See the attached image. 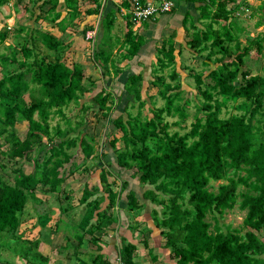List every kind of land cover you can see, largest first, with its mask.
<instances>
[{
  "label": "trees",
  "instance_id": "16d2710c",
  "mask_svg": "<svg viewBox=\"0 0 264 264\" xmlns=\"http://www.w3.org/2000/svg\"><path fill=\"white\" fill-rule=\"evenodd\" d=\"M218 6L224 10L209 13L210 25L197 31L190 41L196 54L208 50L206 63L218 66L209 68L206 76L201 72L189 75L194 79L197 97L188 131L170 130L173 125L187 126L189 117L180 72L173 68L169 76L158 73L175 64L173 51L172 60L159 59L152 80L164 101L162 106L146 107L141 74L128 77L125 90L133 99L115 117L119 95L107 87L95 93L93 101L99 115L112 124L109 144L116 154L118 173L133 170L131 178L138 177L140 183L153 187L144 191L143 202L136 190L129 188L130 180L122 179L116 190L122 176L110 168L112 163L101 167L104 194L97 195L100 188L85 183L79 198L84 209L74 232L78 264H110L102 252H95L91 261L81 258L84 242L90 236V243L100 250L102 241L95 233L112 228L120 209L130 214L131 228L137 229L134 218L146 207V201L161 206L152 209V217L176 264H264V73L242 69L245 55L254 46L262 50L263 43L251 40L243 48L238 44L237 49L226 43L229 28L221 32L214 28V22L231 15L224 1ZM135 37L129 29L125 44L129 45L130 56L137 54L141 45ZM96 46L93 53L97 63L109 64L106 51H97ZM15 47H10V53L0 54L4 71L0 78V169L8 167L3 159L17 163L30 160L34 168L26 172L21 166H13L12 183L0 172V247H6L2 241L13 238L22 259L30 264H48L49 258L39 249L41 240L26 239L19 233L22 215L29 200L38 198L39 189L62 193L67 201L64 209H73L71 193L62 189L66 180L62 169L73 162V149L80 147L86 158L96 155L97 137L83 129L92 104L80 101L86 92L94 90L97 80L89 78L79 63L68 65L61 59L40 56L34 44ZM11 64L15 65L12 69L8 67ZM121 71L116 69L117 74ZM148 98L153 102L154 97ZM231 99L237 101L233 105L237 112L223 116ZM72 102L80 107L74 119L64 110ZM56 115L64 119V127L59 122L52 125ZM167 117L178 119L170 122ZM20 120L28 122L24 136L17 131ZM119 141L123 142L121 146L117 145ZM43 150L45 155L39 161L35 153ZM105 156L104 150L97 155L100 160ZM217 181L224 182L213 189ZM123 200L125 205L121 207ZM236 206L246 211L243 226L224 229L220 217ZM119 249L122 263L137 264L135 243L123 238Z\"/></svg>",
  "mask_w": 264,
  "mask_h": 264
},
{
  "label": "crops",
  "instance_id": "0c3cea01",
  "mask_svg": "<svg viewBox=\"0 0 264 264\" xmlns=\"http://www.w3.org/2000/svg\"><path fill=\"white\" fill-rule=\"evenodd\" d=\"M173 1L175 5L170 12L162 13L135 25L129 17L130 0H0V49L3 48L0 54L12 52L13 49L11 50L10 47L16 48L15 46H17L19 48L21 45L34 44L36 52L47 59L53 61L61 59L68 65L81 64L86 75L97 80L94 90L86 92L94 94L91 97L84 95L86 100L84 98L83 101L81 100L82 104H92L91 107H95L93 105L95 91L98 92L103 87H107V90H113L119 95V106L125 99L128 101L130 97H127L128 93L125 90L128 77L132 74H141L143 76L142 93L149 89L146 107L149 108L153 104L160 106L155 104L158 87L152 84L159 59L164 58L166 62L172 60L170 52L173 51L175 64H170L164 70H158V73L169 76L172 69L176 68L180 72L182 89L185 91L194 90L186 80L191 73L201 72L206 76L210 69L218 66L214 62L206 63L208 50L196 54L190 47V41L197 31L206 30L210 25L211 19L207 18L209 13L214 14L221 11L220 9L224 10L218 6L219 2L224 1L225 9L230 11L231 16L228 19L221 18L215 21L214 28L221 32L225 28H229L226 43L236 49L238 44L243 48L249 45L251 40L254 43L262 42V50L259 51L257 46H254L245 55V59L246 57L263 59V62L259 60V64L260 70H263L264 73V0H213L212 3L211 0ZM98 21L100 26L95 42L97 43L96 50L99 51L101 48L106 51L110 61L107 65L102 64L101 61V64L97 63L93 53L94 47L86 37L87 31L94 28ZM129 29L133 31L135 39H139L141 42L140 48L134 56H130L129 45L125 44L126 33ZM2 38L4 40H1ZM46 43L51 45L59 43L60 46L50 48ZM38 54L37 56H39ZM213 57L215 58V55ZM92 58L97 66L90 62ZM192 61L195 63H191ZM199 64L207 65L203 70L198 68ZM249 67L245 61L242 69H248L252 74L261 73V71L254 72ZM0 68L3 69L1 64ZM118 68H121L122 71L117 74L116 69ZM150 96L154 97L153 102L148 98ZM89 98L90 100H88ZM143 98H145L144 94ZM109 125L111 133L112 124ZM116 134L120 135L121 133L116 131ZM110 138L111 136L104 139L100 152L104 150V145L110 146ZM120 175L122 177L119 178L120 183L117 180L116 190L120 189L119 185L122 179L129 180L125 175L121 173ZM137 180L139 181L138 177ZM129 188L134 189L131 187V181ZM136 193L143 202L144 191L140 195L137 190ZM123 201H121V207L124 206ZM146 207L139 216L134 218L138 222L136 230L131 228L133 222L130 221V214L120 209V216L112 228L105 230L104 233L99 231L95 233L97 237L101 238V249L99 250L95 245L92 247L89 241L90 236H88L79 256L91 261L95 252H102L110 264H124L120 259L119 249L121 240L124 238L137 245L135 256L137 264H162L156 251L158 247L159 252H164L159 238L162 235L156 225H152L154 228H151L152 211L148 213ZM42 216L43 214L36 217V235L32 239L41 240L39 249L43 255L49 258L48 264H78L75 253L78 243L74 235L75 226L71 233L69 229H65V224L55 223L54 219L57 218V215L51 214L48 220L52 223L44 224ZM124 223L125 229L122 227ZM155 228L159 231H155ZM151 238L153 243L149 245ZM169 254H171V250H169ZM22 261L25 264H30L26 260Z\"/></svg>",
  "mask_w": 264,
  "mask_h": 264
},
{
  "label": "rangeland",
  "instance_id": "374dc122",
  "mask_svg": "<svg viewBox=\"0 0 264 264\" xmlns=\"http://www.w3.org/2000/svg\"><path fill=\"white\" fill-rule=\"evenodd\" d=\"M98 33H99V29H98ZM98 36V35H97ZM91 45L92 44L91 42ZM3 48L0 49V52H2ZM101 60H102V56H100ZM259 60H261L263 62V59H260V57H258V60L255 57H252L251 59L246 57L245 61H246V65L250 66L249 68H251L252 71L254 72H260L263 74V70H260V64H259ZM90 62H92L93 65L97 66L95 60L90 59ZM250 62V63H248ZM191 63H195V61H192ZM195 66V64H194ZM202 66V67H201ZM9 68H14L15 65H9ZM197 67V66H196ZM198 68L201 69H205L206 65H201L199 64ZM202 71V70H201ZM3 69L0 68V78L3 75ZM99 72V71H98ZM187 77V76H186ZM185 77V78H186ZM102 79V76L100 77ZM194 88V90H189L187 91V93L185 94L186 96V104H187V110L189 112V117L186 120V125L187 126H172L171 127V131H180L181 133H184L185 131H188L190 129V124L194 119V114L196 111V107H195V98L197 97V90H195V82L194 79L190 76L187 77L186 79ZM108 85H110V82H108ZM148 87V86H147ZM97 91H95L96 93ZM94 93L90 94V93H86L84 95H86L87 97H91V95H93ZM144 97L145 99H147V96L149 95V89L144 90ZM85 96V97H86ZM130 99L128 101H131L133 98L131 96ZM83 98H81V100L83 101ZM199 98V97H198ZM197 98V99H198ZM86 100V98H84ZM90 100V98L88 99ZM201 101V99H199ZM80 101V102H82ZM128 101H126V99L121 103V105L119 107L116 108V110L113 113V116H117L118 114L122 113L124 111V107L126 103H128ZM237 103L236 100L231 99L229 101V106L226 107L224 109L223 112V116H229L232 113H236V109H234L233 105ZM150 104V103H149ZM156 105H160L162 106L164 104V101L157 96L156 97V101H155ZM95 107H91V109L87 112L86 114V120H87V124L84 126V130L89 132L90 134H95L97 137V150H96V155L94 157H90V158H86L83 155L82 150L80 149V147L73 149L72 151H75V156L72 159V163H68L66 165V168L62 169V175L64 177H66L65 182L62 185V189L65 190V192H70L71 193V205L73 206V209L66 211L64 208L67 205V201L65 199H63V195L62 193L58 194L56 192H49V193H44L41 191V189L38 190V194H37V199H30L28 204L26 205V208L23 212L22 215V226H20L19 229V233L21 234V236H23L26 239H32L35 237L36 235V217L43 214L42 216V222L44 223H52V221H49V217L51 214H55L57 215V218L54 219L55 223L60 222V224H65L64 227L65 229H69V231L71 233H73V229L74 226L78 223L79 219L82 216V212L84 209V206L79 205V198L81 196L82 193V189L85 185V183H88L90 186H96L100 188V191L98 192L97 195H102L104 194V190H103V184L101 183V181L99 180V174L102 170V166L105 163H112L111 165V169L118 173L119 169L116 167V154L114 153L113 149L108 146V145H104V150L106 153V156L100 160L97 155H99L101 152V147L103 145V141L105 138H109V133H110V125L108 122V119L105 118H101V116L99 115L100 112L97 110L98 106L97 104H95ZM79 105L76 102H72L69 105H67L66 107H64L65 113L71 117L72 119H74V117L76 116L77 113H79L80 111V107H78ZM147 112V110H145V113ZM178 117H167V120L174 121L177 120ZM60 123L63 127L66 125L64 119H62L60 117V115H56L52 118L51 123L52 125H56L57 123ZM28 128V122L25 120H20L17 124V131L19 133V135L24 136L26 131ZM111 136V135H110ZM123 142H119L118 145H122ZM107 146H108V150H107ZM36 157L39 161H41L45 155V150H43L40 153H35ZM2 159V157L0 156V160ZM5 163H7L8 167L5 168L4 170L0 169L1 174L3 175V177L9 181V182H13V171H12V167L13 166H21L24 171L26 172H31L34 168V164L32 161L30 160H24L21 159L19 160V162L17 163L16 161H12V162H8L7 159H3ZM71 172V173H70ZM133 172V170H121V174L125 175L127 178H129V180L131 181V187H133L134 189H136L137 191H139V195L143 193V191H145L148 188H151L153 186L149 185V184H142L137 180L136 178H131V173ZM118 173V174H120ZM110 179H112V176H110ZM118 182L120 183V179H118ZM224 182V181H217L214 182L213 185V189H217V186L219 183ZM117 186V185H115ZM125 195V193H124ZM95 197V196H94ZM148 204V208L146 207V211H152L151 209H153L152 207H157L158 209H161V206H157L156 204H153L150 201H146ZM108 203V199L103 202L102 206L106 207ZM123 204L125 205V201H123ZM66 211V212H65ZM45 213H47V215H45ZM245 213L246 211L241 210L238 206H236L234 209L232 210H227L225 212V214L220 217V224L224 227V229H226L227 227H235V228H240L243 226V219L245 217ZM69 219V221H68ZM212 222V218L210 219ZM130 221L132 220V217H130ZM135 221V220H134ZM151 221L150 217H149V222ZM126 223V222H125ZM125 223L122 225L123 229H125ZM136 223V221L134 222ZM142 224V223H141ZM140 224V225H141ZM152 225H155L154 220L150 222V226L153 229L154 227H152ZM156 229V228H155ZM108 230V229H107ZM136 230V229H133ZM150 230V229H149ZM155 231H159L158 229H156ZM135 232V231H134ZM99 233V232H98ZM104 233V232H103ZM75 234V233H74ZM138 234V233H137ZM261 235L263 236V232H261ZM160 238V244L162 247V250H164V252H159V248L157 247L158 250H156L158 252V256H159V260L162 261V264H176V260L172 257V253L169 254V250L170 248L166 249L164 246V237L161 236ZM152 238L150 240L149 245H152ZM3 245H5L6 247H0V264H25L24 259H22L18 253H17V249H15V243L13 238H11V241L9 242H5L2 241ZM92 247H94V245L92 244ZM155 251V252H156Z\"/></svg>",
  "mask_w": 264,
  "mask_h": 264
},
{
  "label": "built area",
  "instance_id": "2783aa9c",
  "mask_svg": "<svg viewBox=\"0 0 264 264\" xmlns=\"http://www.w3.org/2000/svg\"><path fill=\"white\" fill-rule=\"evenodd\" d=\"M174 5L173 0H130V21L135 25L139 24L162 13L170 12ZM99 26L98 21L97 25L86 33L87 39L93 44L96 42Z\"/></svg>",
  "mask_w": 264,
  "mask_h": 264
}]
</instances>
